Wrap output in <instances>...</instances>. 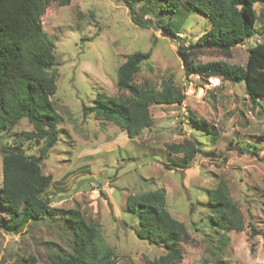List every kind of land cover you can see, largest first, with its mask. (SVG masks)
<instances>
[{
	"label": "rangeland",
	"instance_id": "obj_1",
	"mask_svg": "<svg viewBox=\"0 0 264 264\" xmlns=\"http://www.w3.org/2000/svg\"><path fill=\"white\" fill-rule=\"evenodd\" d=\"M41 17L45 32L54 40L57 91L52 100L62 117L60 136L42 170L52 177L44 196L55 215L32 220L17 231L0 226V264H47L49 254L73 251L74 234L68 218L77 210L100 225L115 264H146L167 249L149 244L136 233L138 217L127 205L130 195L164 188L166 207L191 235L181 242L183 258L173 264H264V98L253 103L244 82L219 77L186 75L178 43L195 42L210 27L209 19L193 9L178 18L179 40L157 27L158 12L139 8L135 23L123 0H50ZM260 14L257 31L232 49L231 57L207 50L197 61L226 60L245 64L248 47L264 40V0L255 3ZM149 23V24H148ZM148 27H146L147 25ZM151 51L134 80L160 90L172 82L184 94L181 104H152L154 124L135 138L112 121L83 106H92L98 93L117 96V69L135 51ZM191 115L205 120L217 132L202 136ZM33 126L26 119L5 130L0 138V185L3 144H18ZM203 133H205L203 131ZM203 143H197V136ZM189 140L200 151L189 167L169 145ZM29 156H39L42 142L23 143ZM19 145V144H18ZM243 151V152H242ZM225 181L244 214L241 231L219 230L207 221L212 216L208 190ZM10 215L0 208V221ZM223 240V242H222Z\"/></svg>",
	"mask_w": 264,
	"mask_h": 264
},
{
	"label": "trees",
	"instance_id": "obj_2",
	"mask_svg": "<svg viewBox=\"0 0 264 264\" xmlns=\"http://www.w3.org/2000/svg\"><path fill=\"white\" fill-rule=\"evenodd\" d=\"M59 1L61 4L70 2ZM123 1L135 23H141L135 16L139 8L157 11V27L177 41L181 25L178 18L187 16L193 9L202 13L209 19L210 27L195 42L178 43L177 53L182 59L185 74H198L202 78L214 76L233 83L244 82L246 94L253 103L259 104V99L264 98V40L248 47L245 64H232L226 60L197 61L198 56L207 50L231 57L235 46L252 38L260 16L254 7L260 0ZM49 2L0 0V138L5 130L22 119L33 126L32 130L22 133L19 145L1 142L3 179L0 208L10 215V219L0 221V226L7 231H17L32 220L55 215V208L44 196L52 177L42 170V160L58 143V124L63 117L52 100L57 91L54 40L45 32L41 20ZM261 16L264 17V13ZM150 57L151 51L131 53L117 69V85L124 93L117 96L98 93L92 106H83L84 113L94 112L135 138L144 129L153 126L152 104H181L185 94L172 82H163L160 90L135 82L134 77L142 63L149 61ZM259 105L263 109L264 106ZM191 119L198 131H202V136L209 133L217 139L213 126L195 115H191ZM201 138L197 136V143H203ZM31 139L42 142L39 156H29L22 148L23 143ZM168 150L175 155L181 154L180 163L172 162L173 166L181 167H189L200 151L189 140L171 144ZM166 195L164 188H158L128 197L127 205L138 217L136 235L149 244L167 249L156 260L147 258L146 264L181 261L183 255L179 245L191 239L187 226L168 211ZM208 195L212 216L207 222L211 227L228 231L244 229V214L230 195L225 181L208 190ZM68 221L74 234L73 251L68 255L50 253L47 264H115V254L106 244L99 224L89 223L77 210L71 212ZM17 264L24 263L19 261ZM214 264H227V261L217 259Z\"/></svg>",
	"mask_w": 264,
	"mask_h": 264
}]
</instances>
